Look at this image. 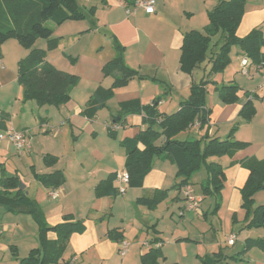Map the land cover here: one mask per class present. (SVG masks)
<instances>
[{
	"label": "crops",
	"instance_id": "0c3cea01",
	"mask_svg": "<svg viewBox=\"0 0 264 264\" xmlns=\"http://www.w3.org/2000/svg\"><path fill=\"white\" fill-rule=\"evenodd\" d=\"M131 1L133 0H106L104 5L102 0H86L90 7H85V19L68 21L54 29V35L58 34V46L63 49V56L76 60L73 64L68 59L67 64L63 62L61 66L68 70L65 72L79 78L78 85L71 92L70 102L58 108L49 106L54 110L49 108L50 110L47 109L43 113L41 110L44 107L37 109L33 102H23L18 71L19 63L25 59L28 51L15 44L13 41L16 40H10L7 42L9 44L5 43L0 47V134H4L9 128L28 131L31 138L30 151L35 142L39 146L35 154L40 156L42 163L41 169H36V165L30 168L42 175L60 171L65 178L64 185L59 189H47L35 179L32 185L37 196L32 197L30 192H27V185L26 193L39 202L48 225L61 224L65 216H69V220L82 222L85 228L82 233H74L71 236L60 264H68L75 257L76 264H142V256L152 247L157 248V244H160L159 248L165 258L160 260V264H201L202 258L218 253V264H264V249L257 245L251 246L242 254L248 246V240H264V228L245 229L248 217L242 208L241 190L248 181L249 171L240 164L252 156L264 160V155L260 154L264 150V138L254 142L241 137V129L246 126L264 133V88L260 89V86H264V67L252 65L248 68L250 76H244L241 73V62L245 55L237 48H234L237 53L231 58V65L228 67L232 66V71L229 72L227 68L221 73L222 83L214 82L213 75L209 79L206 107L212 113L207 127L204 130L197 127L201 131H198L199 135H188L185 139L199 140L207 133L210 139L225 140L227 137L221 135L223 130L228 126L232 129L238 123L240 128L236 134L237 140L249 144L248 148L237 152L233 157L208 159L210 163L221 165L226 176L224 187L217 198L203 194L201 185L207 176L201 179L199 194L194 190L193 183L198 173L191 183L195 195L202 199L201 205L208 198H214V207L218 200L221 204L216 213L213 212L214 208L205 211L201 206L198 212L190 213L194 217L201 216L206 223L211 219L210 225L204 223V240H207L208 233L218 232L213 218H218L222 224L225 223L229 235L223 238L220 235L224 236L225 230L218 232V235H214L210 243L206 244L207 241L192 240L187 231H183V234L186 233L188 237H180L177 227L171 226L168 231L160 227L173 224L176 210H179L178 215L181 217L180 212L186 204L185 188L170 190L177 181V167L164 156L155 158L152 171L146 177L142 188L129 187L124 195L116 197L96 195L95 190L99 184L108 180L111 175L125 170L126 150L122 142L134 138L148 128L143 122V115L123 113L121 104L137 100L142 106H147L159 100L157 110L167 105L171 107L170 111L163 109L160 113L171 115L180 109L181 102L190 94L193 81L190 75L180 70L184 34L191 30L202 31L201 26L206 24L208 11L220 0H156V14L147 15L140 10L135 16H128L124 5ZM91 8L96 9L88 13ZM257 27H261L264 33V12L256 14L253 18L251 13L244 16L237 35L245 37ZM97 37H103L105 43L98 42ZM113 37L125 47L126 65L143 77H136L126 86L113 89V97L106 102V106L94 119H88L82 112L90 98L98 90L105 92L112 89L115 82L113 76L104 74L105 65L116 57ZM50 55L51 53L47 54V61L54 66V62L58 64L62 59L50 58ZM239 76L247 79L243 88L237 82ZM221 84L240 87L238 103H222L218 91L215 90L216 86ZM168 93L169 103L161 101ZM216 93L217 98H212L210 103V95L215 97ZM249 94H255V97L251 99ZM249 99L253 101L256 113L252 120L243 122L240 113ZM114 123L123 127L111 133L109 126ZM33 130L40 131L42 138L35 141L38 134L34 131L32 135ZM120 132L123 135L116 139ZM164 142L165 139L162 138L158 145ZM139 147L143 149L142 146ZM13 149L7 142L0 141V169L7 171L8 165H13ZM46 156L54 158V163L46 165ZM32 157L33 153L30 152L28 158L33 164ZM202 170L206 171L205 168ZM9 175L15 176L11 173ZM113 186L118 191L119 184L116 180ZM157 190L170 192L168 198L156 209L150 210L146 206L136 204L137 199L150 197ZM43 192L46 197L44 201L40 199ZM54 192L58 195L56 199L51 197ZM254 201L256 206L264 205V191L257 193ZM14 215L6 219L13 227L24 232L37 231L38 236V227L32 220L19 217L25 215L24 213ZM5 221L2 231L7 229ZM111 230H117L123 241L128 243L129 249L124 256L119 252L120 242L108 238L107 234ZM231 236L236 237L233 246L228 244ZM49 237L55 239L56 235L49 233ZM155 238L161 241L154 245L151 241ZM239 240L243 242L239 253L228 252L227 248L235 247ZM193 245H196L197 249L192 250Z\"/></svg>",
	"mask_w": 264,
	"mask_h": 264
},
{
	"label": "trees",
	"instance_id": "16d2710c",
	"mask_svg": "<svg viewBox=\"0 0 264 264\" xmlns=\"http://www.w3.org/2000/svg\"><path fill=\"white\" fill-rule=\"evenodd\" d=\"M137 0L129 2L133 5ZM102 0V4H106ZM246 0H220L208 11L209 23L203 31L191 30L184 34L181 45L180 70L193 78L189 97L181 102L180 109L171 115L158 112L159 100L152 105L142 106L140 101H130L121 104L123 113L143 115L147 129L134 138L125 139L122 146L126 150L125 170L130 175V188H142L144 181L152 171L157 157L169 159L176 167V183L170 190H181L191 186L193 177L203 168L207 179L201 185L205 196L220 195L226 179L224 169L217 163H210L211 157H233L237 152L249 147L247 142L234 139V132L225 140L210 139L207 133L199 140H179L177 137L192 128L198 121L200 129L204 130L212 113L206 107L209 79L212 75L223 73L231 64L233 48L239 49L252 65L264 67V33L261 27L254 28L247 36L239 37L238 29L245 14ZM96 8H91L92 13ZM135 16V15H133ZM86 18V10L80 5V0H0V47L10 40H16L30 54L19 63L18 83L22 87L23 102H34L39 107H61L71 100V92L79 83L76 75L57 69L47 61V50L56 48L59 40L53 38L54 29L47 26L52 21L57 26L68 21H78ZM40 39L46 40L47 50L34 49ZM116 57L104 67V74L115 79L112 89L93 95L82 115L94 119L98 112L106 106L113 97V89L126 86L132 79L140 76L138 71L130 68L125 62V47L113 37ZM75 64L76 60L68 58ZM220 100L226 105L238 103L240 87L233 84L216 86ZM251 99L255 94H249ZM249 99L243 106L240 116L244 121H250L256 113L253 101ZM115 119V118H113ZM117 120V119H116ZM111 133V128L109 126ZM164 138L165 142L158 145ZM139 146H142L141 149ZM46 165L54 163V158L46 156ZM241 166L249 171V178L241 190L242 208L248 217L245 229L264 228V205L256 206L254 197L264 191V160L255 156L244 159ZM34 178L47 189H59L65 183L64 174L60 171L51 174H38L32 168ZM116 174L96 187L98 197L119 196L113 186ZM18 176H10L1 172L0 177V207L9 213L31 214L38 225V236L41 249H33L29 256L20 260L19 264H60L70 238L74 233H82L85 228L82 222H72L65 216L63 223L50 226L46 223L44 214L36 201L30 198L26 190L21 191ZM170 190H157L150 197L137 199L136 204L154 210L168 198ZM221 208L218 200L214 211ZM49 233L56 235L55 239ZM110 240L123 242L122 235L117 230L107 234ZM161 239L155 238L152 244ZM257 245L264 249V240H248L244 254L251 246ZM219 253L212 257L202 258L201 264H218ZM165 260L160 248L152 247L141 258L142 264H160ZM177 264V263H172Z\"/></svg>",
	"mask_w": 264,
	"mask_h": 264
},
{
	"label": "rangeland",
	"instance_id": "374dc122",
	"mask_svg": "<svg viewBox=\"0 0 264 264\" xmlns=\"http://www.w3.org/2000/svg\"><path fill=\"white\" fill-rule=\"evenodd\" d=\"M80 5L82 7H87L89 8L90 4L86 3V0H80ZM264 12V0H246V8H245V14L244 16H246L247 14L251 13V17H255L256 14ZM209 23V18L207 17L206 20V24H204L203 26H201V30L203 31L205 29V27L208 25ZM47 26L51 27L52 29H57L58 26L52 22L49 21L47 22ZM87 26V24L85 25ZM58 34L53 35V38H57ZM58 39V38H57ZM96 40L100 43H105V41H103V37H97ZM15 42V44H17L18 46H21L20 43H18L17 41H13ZM7 43V42H6ZM9 44V43H7ZM4 45V44H3ZM2 45V46H3ZM24 48V47H22ZM34 49H45L47 50V42L46 40L40 39L36 42V44L33 47ZM25 49V48H24ZM26 51H28V55L30 54L31 50L25 49ZM63 49H61L59 46H57L54 49L51 50H47V54L51 53L50 58L53 57H62V59H60V61L58 62V64L56 62L55 63V67H57L58 69H61V71H63L62 69H64V66H61V64L63 62H65V64H67L68 62V58L63 56L62 54ZM237 51L236 49H232L231 52V58L234 57V55H236ZM27 54L25 55V58L28 56ZM231 65V64H230ZM231 68H228V71L231 72L232 71V66H230ZM68 71L66 69H64V72ZM223 74L218 73V74H214L212 79L214 82L218 83H222L223 81ZM238 83L240 84L241 88L244 87V85L247 83V79L246 78H242V77H238ZM189 91V90H188ZM187 91V92H188ZM178 93L180 95L183 96V94L181 92L178 91ZM186 93V92H185ZM170 94L168 93L166 95V97L162 98L161 101H166V103L170 101L169 98ZM184 97V96H183ZM187 97V96H185ZM189 97V95H188ZM212 98H217V93L215 94V97H213V95H210L209 97V102L212 103ZM34 106L37 109H41L40 107H38L34 102H33ZM54 110L53 107H44L41 112L44 113L45 110ZM164 109V111H170L171 107L169 105L165 106L164 108H160L158 111L162 112ZM245 122V121H243ZM237 128L234 132V139L237 140L238 138H236V134L239 130V124H235L232 129L231 126H228L225 130H223L222 132V136L228 137L232 130L234 128ZM35 130L32 131V135L34 133ZM201 132L199 129L197 128H190L188 130H186L185 132L181 133L179 135V140H185L188 135H191V137H197V133ZM38 136H35V141L36 139H40L42 138L43 135H41L40 131H35ZM241 133L243 134L241 137L243 139H250L251 141L254 142H258L261 141V138H264V133L260 132L258 130H253L250 127L246 126L243 127L241 129ZM120 135H123V133H119V137L116 136V139L120 138ZM238 141V140H237ZM241 141V140H240ZM243 141V140H242ZM244 142V141H243ZM39 146L36 145L35 142H33V148L30 151L31 154L33 153V157L31 160H34L33 164L30 161V159L28 158V156L30 155V152H27L25 154L19 155L15 149H13V154H12V158H13V165H8L7 171L5 170L4 173L8 174H14L15 176H18L21 180L20 183L27 185L28 187V191L30 192V195L33 197H36L37 195L35 194V188H33L32 182H35V178L33 177V173H32V169L30 168L32 165H36V169H41L42 167V163L40 162V156L37 154H35L37 151L36 149H38ZM264 150H262L260 152L261 155H264ZM6 163V162H5ZM2 167V164H0V168ZM3 168L0 169V174L2 172ZM17 171V172H16ZM9 172V173H8ZM207 176L206 171L201 170V172H199L196 176H195V182L194 183V190L196 191L197 194H199L200 192V182L201 179H203V177ZM198 181V182H197ZM38 185H40V183H38ZM41 186V185H40ZM44 197V199H43ZM40 199L42 201L46 200L45 197V193L43 192L40 196ZM36 203L39 205V202L36 200ZM211 204V208L210 207ZM40 206V205H39ZM200 206L202 207L203 210L207 211L208 209H213L214 208V198H208L206 199L203 204ZM179 210H176L175 215L173 217V224H167V225H161V228H165L166 231H168V229L175 228L177 227L180 230V233L178 235H180V237H188L186 236L187 234H183V231H187V233H189V237L192 240H201V241H207L206 244L210 243V240L213 239L214 235H218V232L221 233V231H224L223 233L224 236H222V234L220 235V237H227L229 235V231L228 229H226L225 227V223L222 224V222L218 219V218H213V223L214 225L218 226V232H216V234L208 233L206 235V239L204 240V235H203V229H204V223L210 225L209 223H211V219L208 221L209 223H206V221L200 216V217H194L192 214L188 213L185 217H179L178 215ZM26 215V214H25ZM25 215H20L19 217H22L24 219H28V220H32L34 222V224H36V226L38 227L37 223L35 222L34 218L32 217V215L28 214L29 216H25ZM11 216H15L14 213H8L4 208L0 207V264H12L20 262L21 259L26 258L29 256L30 252L33 249H41V244H40V240H39V236H37V231H33L30 232L28 230V232H24L21 229H16L15 227L12 226V223L8 220H6L7 218H10ZM32 218V219H31ZM224 218H222L223 220ZM6 220V221H5ZM7 224V229L2 231V225ZM30 222V221H29ZM3 223V224H2ZM4 227V226H3ZM243 242L241 240H239L236 244L235 247H230L227 248L228 252H234V253H239L240 249H242ZM193 249H197V247H195L196 245H193ZM191 250V254H193V251ZM183 252V251H182ZM185 253V252H183ZM181 256V255H180ZM19 260V261H18Z\"/></svg>",
	"mask_w": 264,
	"mask_h": 264
},
{
	"label": "built area",
	"instance_id": "2783aa9c",
	"mask_svg": "<svg viewBox=\"0 0 264 264\" xmlns=\"http://www.w3.org/2000/svg\"><path fill=\"white\" fill-rule=\"evenodd\" d=\"M126 15L133 16L136 15L137 12L143 10L147 15L156 14V0H137L133 5L129 6V4L124 5ZM242 70L241 73L244 76H250V72L248 68L252 66L251 62L248 59H243L242 62ZM264 86H260V89H263ZM200 123L196 121L192 127H199ZM123 125L114 123L110 125L111 131L116 132L120 130ZM0 141L7 142L11 147L15 149V151L19 154H25L30 151L31 148V138L30 133L28 131H16L13 128H9L6 130L4 134H0ZM116 181L119 184L118 192L121 195H124L130 183V175L124 170L116 173ZM53 199L58 197L57 193L54 192L51 194ZM184 197H185V206L180 212V216L183 217L187 213L198 212L200 208V203L202 199L195 195V192L191 186H187L184 189ZM236 237L231 236L228 240V244L233 246L235 244ZM147 246H149L147 244ZM160 244H157V248H159ZM129 249V245L126 242H120L119 252L122 256H124ZM77 258H72L68 264H76Z\"/></svg>",
	"mask_w": 264,
	"mask_h": 264
},
{
	"label": "water",
	"instance_id": "95a60500",
	"mask_svg": "<svg viewBox=\"0 0 264 264\" xmlns=\"http://www.w3.org/2000/svg\"><path fill=\"white\" fill-rule=\"evenodd\" d=\"M19 189H20L21 191H24V190L26 189V186H25L24 184L20 183V185H19Z\"/></svg>",
	"mask_w": 264,
	"mask_h": 264
}]
</instances>
